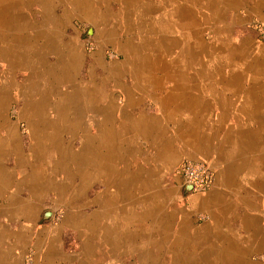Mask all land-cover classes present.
<instances>
[{
    "label": "crops",
    "instance_id": "obj_1",
    "mask_svg": "<svg viewBox=\"0 0 264 264\" xmlns=\"http://www.w3.org/2000/svg\"><path fill=\"white\" fill-rule=\"evenodd\" d=\"M251 20L264 0H0V264H264Z\"/></svg>",
    "mask_w": 264,
    "mask_h": 264
},
{
    "label": "built area",
    "instance_id": "obj_2",
    "mask_svg": "<svg viewBox=\"0 0 264 264\" xmlns=\"http://www.w3.org/2000/svg\"><path fill=\"white\" fill-rule=\"evenodd\" d=\"M257 33V38L260 41H264V25L254 23L252 25ZM173 175L176 176L179 181L188 186L185 192L189 193H204L212 185L213 172L211 169L199 159L180 161L173 170ZM22 264H33L29 258H26Z\"/></svg>",
    "mask_w": 264,
    "mask_h": 264
},
{
    "label": "rangeland",
    "instance_id": "obj_3",
    "mask_svg": "<svg viewBox=\"0 0 264 264\" xmlns=\"http://www.w3.org/2000/svg\"><path fill=\"white\" fill-rule=\"evenodd\" d=\"M254 23H258V24H263V23H261V22H258L257 20H251L250 22H249V27H252V25L254 24ZM264 25V24H263ZM254 29V28H253ZM256 37H257V35H256ZM258 39V38H257ZM78 40H79V38H78ZM105 55H106V58H105V61H106V63H108V62H112L113 60H115V53L112 51V50H105ZM57 75V74H56ZM55 75V76H56ZM54 76V75H53Z\"/></svg>",
    "mask_w": 264,
    "mask_h": 264
},
{
    "label": "water",
    "instance_id": "obj_4",
    "mask_svg": "<svg viewBox=\"0 0 264 264\" xmlns=\"http://www.w3.org/2000/svg\"><path fill=\"white\" fill-rule=\"evenodd\" d=\"M187 189H188V186L185 187V190H187ZM49 215H50V212H49V211H45V212L43 213L42 216H43L44 218H46V217H48Z\"/></svg>",
    "mask_w": 264,
    "mask_h": 264
},
{
    "label": "bare ground",
    "instance_id": "obj_5",
    "mask_svg": "<svg viewBox=\"0 0 264 264\" xmlns=\"http://www.w3.org/2000/svg\"><path fill=\"white\" fill-rule=\"evenodd\" d=\"M10 61V60H9ZM12 64V63H11ZM64 69V68H63ZM62 71V70H61Z\"/></svg>",
    "mask_w": 264,
    "mask_h": 264
}]
</instances>
